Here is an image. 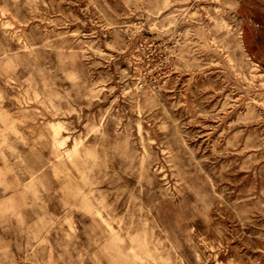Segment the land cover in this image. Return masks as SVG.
<instances>
[{"label": "rangeland", "instance_id": "374dc122", "mask_svg": "<svg viewBox=\"0 0 264 264\" xmlns=\"http://www.w3.org/2000/svg\"><path fill=\"white\" fill-rule=\"evenodd\" d=\"M0 264H264V0H0Z\"/></svg>", "mask_w": 264, "mask_h": 264}, {"label": "bare ground", "instance_id": "6f19581e", "mask_svg": "<svg viewBox=\"0 0 264 264\" xmlns=\"http://www.w3.org/2000/svg\"><path fill=\"white\" fill-rule=\"evenodd\" d=\"M62 141H64L63 139H62ZM129 208V207H128ZM129 210V209H128ZM130 212V211H129ZM129 224H134L135 225V223L134 222H127L126 223V225L128 226ZM136 228H138V227H136ZM135 227H131V230L129 231V238H130V241L132 242V243H135V242H137L138 243V241H141V239H146V238H142L141 236H140V234L138 233L137 235H135L134 233H135Z\"/></svg>", "mask_w": 264, "mask_h": 264}]
</instances>
